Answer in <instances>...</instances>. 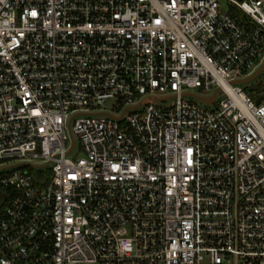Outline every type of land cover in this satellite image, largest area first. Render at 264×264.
Returning a JSON list of instances; mask_svg holds the SVG:
<instances>
[{
    "label": "built area",
    "instance_id": "built-area-1",
    "mask_svg": "<svg viewBox=\"0 0 264 264\" xmlns=\"http://www.w3.org/2000/svg\"><path fill=\"white\" fill-rule=\"evenodd\" d=\"M222 1L0 0V264H264V0Z\"/></svg>",
    "mask_w": 264,
    "mask_h": 264
},
{
    "label": "rangeland",
    "instance_id": "rangeland-1",
    "mask_svg": "<svg viewBox=\"0 0 264 264\" xmlns=\"http://www.w3.org/2000/svg\"><path fill=\"white\" fill-rule=\"evenodd\" d=\"M220 7L223 9H229V8L232 9L222 0H220ZM241 87L254 100H260L264 98V70L260 74H258L253 80H250L245 84H241ZM193 91L196 93L201 92L199 89H193ZM185 98L196 103H200V104L203 103L201 100L190 95H186ZM116 105H117V100L115 98H108L101 106H98V108L106 109L110 111H115V110L120 111L122 109L121 105L115 107ZM123 122L124 120H121L119 123L122 124ZM76 152H77V148L75 147L74 150L71 152L70 156L73 157L76 154ZM24 168H27L30 172H36V169L33 168L32 166L25 165ZM3 171L4 169H0V174Z\"/></svg>",
    "mask_w": 264,
    "mask_h": 264
},
{
    "label": "water",
    "instance_id": "water-1",
    "mask_svg": "<svg viewBox=\"0 0 264 264\" xmlns=\"http://www.w3.org/2000/svg\"><path fill=\"white\" fill-rule=\"evenodd\" d=\"M264 70V60L248 75L244 76V77H241V78H235V79H232L231 80V83H236V84H245L246 82H249L250 80H253L258 74H260L262 71ZM218 87H216L214 89V91L212 92V94L210 96H207V97H203V96H199L195 93H192V92H183L182 94L183 95H190V96H193V97H196L198 98L199 100H201L202 102L204 103H214V99H215V95L218 91ZM170 96H167V97H163V98H156L158 101L160 100H165V99H168ZM138 104L136 105H133L131 107H135L137 106ZM121 116V114L117 115V116H113L115 118H119ZM73 145V138L71 139V145H70V148L68 149V151L71 149Z\"/></svg>",
    "mask_w": 264,
    "mask_h": 264
},
{
    "label": "trees",
    "instance_id": "trees-1",
    "mask_svg": "<svg viewBox=\"0 0 264 264\" xmlns=\"http://www.w3.org/2000/svg\"><path fill=\"white\" fill-rule=\"evenodd\" d=\"M234 12L236 13V17L241 18L242 14L238 11L234 9ZM4 204V201L2 200V197L0 196V205L2 206Z\"/></svg>",
    "mask_w": 264,
    "mask_h": 264
}]
</instances>
